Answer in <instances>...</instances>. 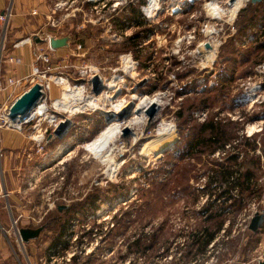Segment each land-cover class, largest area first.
<instances>
[{
  "label": "rangeland",
  "instance_id": "374dc122",
  "mask_svg": "<svg viewBox=\"0 0 264 264\" xmlns=\"http://www.w3.org/2000/svg\"><path fill=\"white\" fill-rule=\"evenodd\" d=\"M47 1L52 7L56 2H66L56 11L60 19L53 18L50 12L49 19H45V30L33 28L20 39L31 38L30 48L34 50L44 42L47 33L57 32L58 36H68L67 54L68 48L80 44V50L71 56L70 63L75 67L63 70L71 77L70 86L81 83L76 79L79 76L76 71L83 70L85 65L100 74L101 91L96 94L89 81L88 93L70 98L71 108L91 107L85 105L86 94L94 96L93 103L102 105L104 110L135 102L130 113L122 120L119 118V124L113 127L106 157H99L82 145L93 141L111 119L97 110V106L93 112L87 109L74 115L68 110H58L53 102L75 90L64 91L66 86L62 89L51 84L50 100L46 103L50 113L61 119L69 118L70 126L63 138L48 139L53 133L52 126L43 117L33 119L20 132L1 130L18 135L21 143L24 142L25 158L20 171L23 180L31 178L29 174L33 170V179H38L23 198L27 209L32 211L29 216L36 219L30 217L29 224H46L43 213L49 205L50 210H55L57 204L67 205L68 213L61 215V221L69 215V227L53 253L56 259L53 264L58 261L60 264H226L232 260L233 264H257L258 259L263 260L264 224L257 233L251 232L247 224L254 211H264V101L249 105L238 85L252 76L254 66L264 60V50L257 51L254 45L242 46L245 26H235L238 35L229 36L228 26L217 22L215 27L221 30L220 45L212 41L210 47H203L202 43L201 58L194 53L195 49L200 50L198 43L205 39L199 30L208 19L201 4L189 6L175 18L161 9L159 17L148 22L140 14L145 0H122L115 10L110 5L116 0H107L106 8H98V12L91 8V16L87 12L86 17L91 21L85 22L78 12L70 18L65 10L69 5H81L82 0ZM207 4V12L213 15ZM162 5L165 7V2ZM79 13L82 15V11ZM245 15L240 14L238 21ZM124 21L128 23L123 34L118 31ZM191 30L196 38L186 44V35ZM137 32L141 35L139 40H127ZM38 38L42 41L36 42ZM213 46L216 51L210 54ZM123 54H131L136 62L130 73L124 70L126 60H132L129 56L122 57ZM213 60L211 72H215L216 78L209 84L210 76L204 72L209 67L201 71L199 68L200 63L206 66ZM200 79L203 81L199 82ZM110 80L119 82L116 92L112 87L103 86L105 81L110 84ZM110 94L113 99L107 98ZM144 96L161 104L151 119L146 113L139 115L140 120L135 122L133 119L138 115L132 110ZM197 109H208L205 121L193 117ZM210 118L232 123L229 131L234 137L227 142L225 152L218 149V144L213 151L208 146L184 150L186 142L197 134L200 136L198 127ZM162 123L171 124L173 132L163 136ZM127 124L130 130L124 135L122 129ZM246 133L251 134L248 137ZM237 153L240 154L237 163L246 157L259 158L261 168L255 176L259 190L250 196L236 191L233 198L237 201L244 196L240 208L233 199L225 202L224 198L210 207L212 195L219 193L207 187L211 172L220 164H228L227 158ZM89 197L96 199L95 209L88 204ZM220 207L224 209L222 212ZM205 209L207 214L220 212L222 217L206 221L202 215ZM221 218V228L216 230ZM203 226L215 230L214 248L206 247L201 253L195 251L196 246L189 253L193 236ZM54 234L40 235L44 264H48L50 254L46 249L50 242L47 237ZM137 240L152 247L141 253L135 244ZM69 254L73 255L65 262Z\"/></svg>",
  "mask_w": 264,
  "mask_h": 264
},
{
  "label": "built area",
  "instance_id": "2783aa9c",
  "mask_svg": "<svg viewBox=\"0 0 264 264\" xmlns=\"http://www.w3.org/2000/svg\"><path fill=\"white\" fill-rule=\"evenodd\" d=\"M76 1V0H71V2ZM162 1L165 2V7L162 5ZM214 1V2H213ZM234 0H155V4L158 6H153L150 7V0H145V2L140 6V14L142 15L143 18H145L148 22L152 21L153 19H157L159 17L161 9H165L164 12L166 15H169V17H177L180 14H183L186 12L189 6L191 5H196V4H201L202 9L204 10L206 17H208L207 21L204 24H201L202 27L200 28L199 32L204 35V38L202 41L198 43V47L200 50L197 48L194 50V53L198 54L202 58L203 50H202V43L203 47H206V44L209 45L212 41H218L220 45V40L219 38V32L221 30H218V28L215 27V24L217 22H221L222 24H226L228 27V35L232 36L233 34L236 33V27H235V22L236 19L240 13V11L246 7V5L251 2V0H242V4L236 9L234 17L230 18L229 17V7L232 5V2ZM213 2L215 3V7L218 10L217 15H212L207 12L206 10V3ZM82 4L89 3L91 5V8L98 12L100 9H104L108 6L107 0H82ZM122 0H116L115 2L111 3L112 9H116L119 4H122ZM66 4V2H65ZM65 4L56 2L54 5V9H60L63 7ZM99 8V9H98ZM98 9V10H97ZM35 12H33L34 14ZM75 15V14H73ZM12 16V4L10 3L6 8L0 11V29H2L3 34L5 35V32L8 28L9 20ZM205 20V19H204ZM91 21V20H89ZM126 21H124L118 32L120 33H125L127 30L126 28L123 30L124 26L126 25ZM52 25H54V22H51ZM254 34L256 38L262 39L264 37L262 31L264 30V26L254 28ZM260 31V32H259ZM53 37L49 34H46L45 37L43 38L45 45L38 46L35 48L32 52V57H33V65L31 67V73L29 75H24V76H17V75H11L7 77L4 80V83H2V80L0 78V93L9 91V94L5 98H0V131L2 129H9V130H16V131H22L23 126L30 123L33 119L37 117H43L44 119L48 120L49 124L52 126L53 131L56 126L59 124L61 120H69V118L66 119H61L58 118L54 112L50 113L49 106L44 109V116H37L35 114L36 108L38 109L41 105V103H47L48 100H50V92H51V84L60 86H66L64 91H69L71 90H76L78 88H81L82 94L88 93V87L89 81L91 79V75H93L95 72L92 71L90 66H83V70L81 71H76V73L79 75L78 80L81 81V83L76 84L74 83L73 85L70 86V75L67 73L65 74L63 72L64 69L68 67H75L74 64L70 63L71 62V56L74 55V53L77 50H80L81 45H74L72 49H69L70 52H68L67 55L63 56L60 58V64L57 66H52V60L56 57L55 52L56 49H53L49 45V38ZM196 38V35L194 34V30H191L188 32L185 38L186 44H190L192 40ZM255 38V39H256ZM249 40H246L245 42H242V46H245L248 43ZM23 45H31V38H23L19 39L18 41L13 43V48H18ZM218 45V47H219ZM217 47V49H218ZM5 46L3 42L1 43L0 47V64L1 62H7L9 64H20L21 63V57L14 55V54H4ZM123 56H129V58L132 60V63L134 65V68L136 67L135 61L132 58L131 54H123ZM122 61V58H121ZM215 60H213L209 65L203 66L202 63H200V68L199 70L201 71L202 69L209 67V70H204L205 73L209 74L210 76L208 78V83L212 84L216 78L215 72H211V70H214V67L212 65L214 64ZM202 62V60H201ZM41 63L42 65H39ZM51 72H55L54 75H50ZM75 74V72H74ZM203 77V75L201 76ZM203 80H199V82H202ZM38 83L40 85V91H41V98L37 102V104L31 109L29 114L22 120H11L9 118V108L11 104L25 91H27L33 84ZM204 86V84H202ZM200 86V89L203 87ZM239 90L241 95L248 101L249 105H253L254 103H262L264 101V60L258 62L253 70H252V76H248L247 79L243 80L240 82L238 85ZM18 89H22L21 93L16 94V96L13 98V94H15V91ZM63 89V88H62ZM7 91V92H8ZM86 97L88 95L86 94ZM13 98V100L11 99ZM11 99V100H10ZM82 101V100H81ZM52 104V103H50ZM73 104V103H72ZM83 103L79 104V107H82ZM53 107V106H52ZM54 108V107H53ZM55 109V108H54ZM87 109H91L92 112L95 110L93 107H84L80 108L78 110H68L69 113L72 115L76 113H85ZM207 111L208 109H197L193 112V117L197 118L199 121H205L207 119ZM47 127L43 130L41 137H44V134L47 132ZM257 131V130H254ZM253 131V132H254ZM251 133H246V135L249 137ZM32 137V136H31ZM228 146V143H226L222 148H218L220 150L224 151V148ZM240 155V154H239ZM2 156V152L0 149V157ZM235 192L236 190H233L231 192V195L235 197ZM208 195L206 194V199ZM215 199V196L212 195L211 201ZM231 201V199L229 200ZM216 202H219L217 200ZM228 212L227 210H225ZM256 213H264L263 210H256L252 214V216L249 218V222L251 218L253 217L254 214ZM249 222L247 224V228L249 229ZM210 249L214 248V238L213 240L207 245ZM73 254H69L68 257L65 258V262H69L70 258ZM262 260V259H261ZM261 260L258 259V262ZM56 261V259H53V262ZM234 263V261L232 260ZM231 261L226 262V264H233ZM57 264H60L58 261Z\"/></svg>",
  "mask_w": 264,
  "mask_h": 264
},
{
  "label": "crops",
  "instance_id": "0c3cea01",
  "mask_svg": "<svg viewBox=\"0 0 264 264\" xmlns=\"http://www.w3.org/2000/svg\"><path fill=\"white\" fill-rule=\"evenodd\" d=\"M74 2L76 1L70 3ZM260 2L263 4V9L258 19L249 23L247 28L245 26L244 34L241 35L242 42L249 40L247 43L249 45L248 47L254 45V49L257 51L264 50L263 46H256V44L263 41L264 37L259 39L256 38L254 34V28L264 26V0ZM10 3L12 4V16L9 20L8 28L3 40V32L0 34V47L3 42L5 46L4 54L20 56L21 63L9 64L7 62H1L0 78L2 83H4V80L11 75L15 74L17 76H24L31 73V67L34 61L32 57L33 50L30 48L31 45H23L18 48H13V43L18 41V39L24 34L30 33L33 28L40 27L39 29L45 30V25L47 24L45 19H49L50 12L51 15L53 14L55 16H53V18L58 17V19H60L59 12H56L58 9L55 10L54 7L49 5L47 0H0V11L6 8ZM65 10L67 11L66 15L68 17H75L77 14L76 12H78V16H80L83 21L88 22L90 19L87 20L86 17L88 13L89 16H91L90 13L92 9L89 3H84L78 6L69 5ZM79 11H82V15H80ZM33 12L35 13L33 14ZM0 31H2V29ZM262 33L264 35V30ZM42 34L45 35L44 33ZM57 34V32H51L49 35L53 37H62ZM42 45H45V43L43 42L37 46ZM246 45L244 47H246ZM66 49V47L56 49V57L52 60V66L55 67L60 64V58L67 54ZM39 65L42 64L39 63ZM7 91L1 92L0 98H5L9 94V91ZM21 92L22 89L15 91L13 98L16 94ZM13 98L11 99L13 100ZM23 143H21L20 137L16 134L8 131L0 132V149L2 152V156L0 157V264H44L42 262L44 258L42 253L44 249H42L43 242L41 243L39 241L40 235L45 233L43 231L44 229L39 233L38 237L29 239L26 242L21 240L19 234V229L21 228H37L43 225L40 224L39 226H35L34 224H29L30 217L34 221L36 219L34 216H29V212L32 211L27 209L26 200L23 198L25 197L24 195L32 189L29 186L34 187L38 179H33L35 170L30 172L29 177L31 178L23 180L21 177L20 171L22 170V164L25 158V148ZM50 209L51 205L47 208V213ZM46 211L43 213L44 217L47 214ZM55 236L56 234L47 237L50 239V242L46 247V249H48L47 251L50 250V254H48V264H53V259H55L53 253L58 246H50L51 241Z\"/></svg>",
  "mask_w": 264,
  "mask_h": 264
},
{
  "label": "trees",
  "instance_id": "16d2710c",
  "mask_svg": "<svg viewBox=\"0 0 264 264\" xmlns=\"http://www.w3.org/2000/svg\"><path fill=\"white\" fill-rule=\"evenodd\" d=\"M263 9V4L261 2H257L252 4L249 2L246 7H244L240 13H245V18L242 21H238V18L236 19L235 26L243 25L247 26L249 23L254 22L258 19L261 11ZM238 15V17H240ZM242 22V24L240 23ZM243 28V27H242ZM237 31L235 35H238V27L236 28ZM142 31V30H141ZM234 37V36H233ZM236 37V36H235ZM234 37V38H235ZM141 38V35L137 32L134 35L127 38L128 41L132 42L135 40H139ZM256 46L264 47V40L256 44ZM232 124L230 121H221V120H214L213 118L208 119L205 123L201 124L198 127V133L194 138L184 147V150L188 151L189 148L194 149L198 146H208L212 147L211 151H213L215 148H217V144L219 145L218 148H222L231 138L234 137L233 132L229 131V126ZM203 133H206L205 135H202ZM189 150V151H190ZM188 153V152H187ZM239 154H234L229 156L227 158L228 164H220L212 170L211 172V178L209 180V183L207 184V187L212 190H217L219 193L217 196H215V199L211 201V206L216 203L217 200L219 202L222 198L225 201H229L230 199L234 200L235 206L237 207L241 206V202L244 199V196H250L254 194L255 192H258L259 188L255 181L257 179L255 176L257 175V170L261 168L260 161L258 157H246L243 162L237 163V158ZM224 165V166H223ZM206 187V188H207ZM233 190H236L240 195H244L243 198H240V200L237 201V199H234L231 195V192ZM206 191H209L208 189ZM242 197V196H241ZM89 200V201H88ZM225 201V202H226ZM88 204H90L92 208L95 209L96 207V199L89 197L87 199ZM223 202V203H225ZM237 202V203H236ZM222 203V204H223ZM62 205V204H57ZM56 206L55 210H50L45 215L44 223H46L44 227V232H51L55 233L56 236L51 241L50 246L55 247L59 246L60 242L63 240V237H65L68 227H69V215L65 218V220L61 221V215L63 213H68V209H63L62 211H59ZM208 207V211L210 209ZM240 208V207H239ZM207 209L202 211V215H205L206 221H211L214 218L222 217V212L224 209L220 207V212H214L207 214ZM67 215V214H66ZM223 223V219L218 222L217 229L221 228V225ZM264 224V221L263 223ZM215 234V230L211 229L210 226H203L201 229H199L196 234L193 236V241L188 246L189 247V253H191V249L196 247L195 251L198 250V252L204 253L206 250L207 245L213 240ZM140 240H137L135 244L137 245V249L140 250V252H145L148 249L152 247V244H142Z\"/></svg>",
  "mask_w": 264,
  "mask_h": 264
},
{
  "label": "bare ground",
  "instance_id": "6f19581e",
  "mask_svg": "<svg viewBox=\"0 0 264 264\" xmlns=\"http://www.w3.org/2000/svg\"><path fill=\"white\" fill-rule=\"evenodd\" d=\"M214 2V1H213ZM213 2H210L207 4V7L208 9L213 13V15H217L218 14V10L216 9L215 7V3ZM242 4V0H234L232 2V5L229 7V16L230 18L234 17L235 15V12H236V9ZM152 6H158L157 4H155V0H150V7ZM215 46V45H214ZM212 47L213 49L210 51V54H212L213 52L216 51V48L215 47ZM126 58H128V56H125ZM134 68V65L131 61H128L126 60V66H125V70L124 72L126 73H130ZM93 72H95L93 75H91V78L94 77V76H97L98 79H99V72L97 70H94ZM100 81V79H99ZM122 82H124L123 78H122ZM119 83V82H118ZM118 83L116 84L114 81L110 80V84L109 82L105 81L103 86H108V87H112L111 89H113V91L116 92V89L118 88ZM101 85V84H100ZM123 85V84H122ZM102 86V85H101ZM121 89V88H120ZM72 92V93H71ZM112 92V91H111ZM82 94V90L81 88H78L76 90L73 91H70L68 93H65L63 99H58V100H55L53 102V106H55L58 110L62 109V110H73V108H71V101H70V98H73V99H76L78 98L79 96H81ZM114 94V92H113ZM94 96H89L87 97L86 99V104L87 106H91L93 108H96L97 104H94L93 101H94ZM108 99H113L114 96L113 95H108L107 96ZM67 99H68V102H67ZM96 100V99H95ZM135 104V102H134ZM160 101L159 100H149L148 97L144 96L142 97L141 99H139V102L135 105V108L132 110L133 113H135L137 116V118L133 119L135 122L138 120H140L138 117L139 115L141 116L142 114H146L148 110H150V108L152 106H154L156 109L160 106ZM127 105H122V104H117V105H114L113 106V109L112 110H104L102 109V105H100L99 107L97 106V110H101L103 111V113L109 117L111 120L107 123L108 125H106V129L103 130L102 132H100L95 138L93 141H91L90 143H84L82 146L86 148H90L92 149L95 153L98 154L99 157H103V156H107L108 153H109V150L107 148V143L110 139V135L111 133L113 132V127L115 128L119 122H118V119H119V115L120 114H125L126 113V107ZM252 106V105H251ZM46 103H41L40 107L37 109L36 108V111H35V114L37 116H44L45 112H44V109L46 108ZM76 108V107H75ZM123 119V118H122ZM120 119V120H122ZM132 119V118H131ZM62 121H66V120H61L60 122ZM140 122V121H139ZM126 128L128 129V131L130 130L128 127V124L127 125H124L123 129ZM122 129V130H123ZM160 129V128H159ZM162 130L164 131L163 133V136L164 135H167V134H171L173 132V129L171 127V124H166V123H162ZM71 141V140H70ZM72 143V142H71ZM74 143V142H73ZM72 143V144H73ZM170 145V144H169ZM62 147V146H61ZM68 148V147H67ZM160 150V149H159ZM61 151V150H60ZM65 151V150H64ZM58 153V152H57ZM62 154V153H61ZM60 155V154H59ZM56 159V158H55ZM53 160V159H52ZM110 162V161H109ZM108 170H110V166L108 167Z\"/></svg>",
  "mask_w": 264,
  "mask_h": 264
},
{
  "label": "water",
  "instance_id": "95a60500",
  "mask_svg": "<svg viewBox=\"0 0 264 264\" xmlns=\"http://www.w3.org/2000/svg\"><path fill=\"white\" fill-rule=\"evenodd\" d=\"M262 0H251V3H257ZM42 41L40 38L36 39V42ZM68 42V36L65 37H50L49 38V45L53 49H58L65 47ZM206 47H209L208 44H206ZM91 83L93 86V91L97 94L101 91L102 86L100 85L99 79L97 76H94L91 78ZM40 85L38 83L33 84L27 91L22 93L10 106L9 108V118L11 120H22L24 119L31 109L37 104V102L41 98V91H40ZM133 103L128 106V108L125 110L126 114H120L118 117L120 119L124 118L128 113H130V110L133 107ZM156 108L152 106L150 110L147 111L148 118L151 119L155 112ZM109 119V117H108ZM70 126V122L68 120L59 122V124L56 126V128L53 130L52 134H49L48 139L52 138L53 136L61 139L63 138L66 133L68 132V127ZM129 131L128 129L124 128L122 130V133L125 135ZM59 211H62L63 209L67 208V205H58L57 206ZM264 221V213H256L253 215L249 222V230L253 233H257L260 229L262 223ZM46 224H43L37 228H21L19 229V234L22 241H28L29 239L38 237L39 233L44 229ZM258 264H264V259L258 262Z\"/></svg>",
  "mask_w": 264,
  "mask_h": 264
}]
</instances>
